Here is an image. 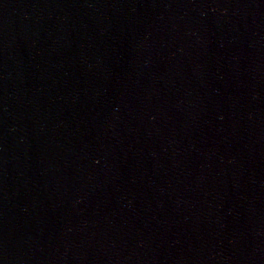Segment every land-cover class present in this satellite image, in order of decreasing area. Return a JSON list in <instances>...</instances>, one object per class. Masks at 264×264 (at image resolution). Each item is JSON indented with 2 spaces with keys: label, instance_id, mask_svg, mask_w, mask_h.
Instances as JSON below:
<instances>
[{
  "label": "water",
  "instance_id": "1",
  "mask_svg": "<svg viewBox=\"0 0 264 264\" xmlns=\"http://www.w3.org/2000/svg\"><path fill=\"white\" fill-rule=\"evenodd\" d=\"M0 264H264V0H0Z\"/></svg>",
  "mask_w": 264,
  "mask_h": 264
}]
</instances>
